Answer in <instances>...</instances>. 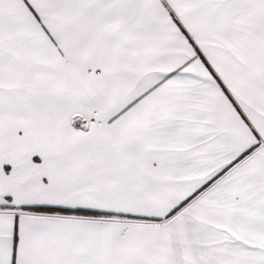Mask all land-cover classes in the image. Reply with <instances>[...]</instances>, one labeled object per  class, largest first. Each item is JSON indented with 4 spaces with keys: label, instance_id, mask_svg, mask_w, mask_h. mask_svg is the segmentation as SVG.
<instances>
[{
    "label": "snow or ice",
    "instance_id": "obj_1",
    "mask_svg": "<svg viewBox=\"0 0 264 264\" xmlns=\"http://www.w3.org/2000/svg\"><path fill=\"white\" fill-rule=\"evenodd\" d=\"M0 264H264V0H0Z\"/></svg>",
    "mask_w": 264,
    "mask_h": 264
}]
</instances>
